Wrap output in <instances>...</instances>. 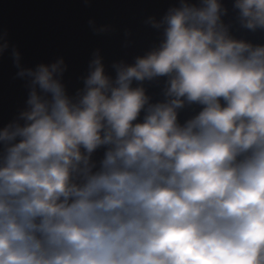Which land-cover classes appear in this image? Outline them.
Listing matches in <instances>:
<instances>
[{"label":"clouds","instance_id":"clouds-1","mask_svg":"<svg viewBox=\"0 0 264 264\" xmlns=\"http://www.w3.org/2000/svg\"><path fill=\"white\" fill-rule=\"evenodd\" d=\"M233 8L264 30V0ZM227 12L179 0L146 21L158 45L115 78L96 53L74 97L63 59L25 69L12 51L30 91L0 129V264H264V45Z\"/></svg>","mask_w":264,"mask_h":264},{"label":"water","instance_id":"water-1","mask_svg":"<svg viewBox=\"0 0 264 264\" xmlns=\"http://www.w3.org/2000/svg\"><path fill=\"white\" fill-rule=\"evenodd\" d=\"M190 2L199 4V0ZM178 4L179 0H0V37L9 45L0 53V129L26 109L30 91L29 80L17 75L20 69L13 50L20 53V65L25 69L63 59L66 71L62 83L74 97L83 89L96 53L106 74L115 78L113 64H133L136 57L159 44L161 30L146 23L148 18L159 20ZM222 4L228 9L223 20L235 38L264 45V30L241 26L234 0H222ZM165 80L144 82L152 103L165 99ZM133 86L138 84L134 82ZM201 107L191 105L180 110V122L197 114ZM103 152V148L97 150L93 158L100 160Z\"/></svg>","mask_w":264,"mask_h":264}]
</instances>
